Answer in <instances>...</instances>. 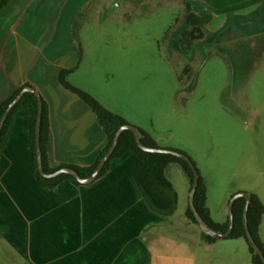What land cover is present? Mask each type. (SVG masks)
I'll use <instances>...</instances> for the list:
<instances>
[{
	"label": "crops",
	"instance_id": "0c3cea01",
	"mask_svg": "<svg viewBox=\"0 0 264 264\" xmlns=\"http://www.w3.org/2000/svg\"><path fill=\"white\" fill-rule=\"evenodd\" d=\"M15 1L0 10V103L28 83L47 104L49 167L90 166L106 144L105 134L92 110L58 81L61 70L73 69L67 81L91 93L73 33L81 8H52L53 0H34L27 8L31 0H18V7L7 9ZM188 1L211 15L264 6V0ZM15 14L25 18L14 23ZM23 119V111L14 112L0 150V264H252L244 239L206 241L185 217L184 195L174 189V213L152 211L133 179L131 151L112 160L108 171L90 184L66 179L51 189L40 186L30 171ZM205 188L211 219L221 225L227 221L222 208L238 191L228 192L213 214ZM188 192L189 187L186 201ZM255 195L264 206V198ZM259 237L264 244V215Z\"/></svg>",
	"mask_w": 264,
	"mask_h": 264
},
{
	"label": "rangeland",
	"instance_id": "374dc122",
	"mask_svg": "<svg viewBox=\"0 0 264 264\" xmlns=\"http://www.w3.org/2000/svg\"><path fill=\"white\" fill-rule=\"evenodd\" d=\"M58 2L51 7L81 8L73 33L89 94L158 148L189 157L213 214L230 191L264 198V6L211 15L188 0ZM187 5L203 21L200 35L189 34ZM166 174L187 208L186 174L175 164Z\"/></svg>",
	"mask_w": 264,
	"mask_h": 264
},
{
	"label": "trees",
	"instance_id": "16d2710c",
	"mask_svg": "<svg viewBox=\"0 0 264 264\" xmlns=\"http://www.w3.org/2000/svg\"><path fill=\"white\" fill-rule=\"evenodd\" d=\"M9 2L10 0H0V10L3 9ZM186 7L188 11V16L186 21L187 24L192 26L191 30H189V34H191L192 32L193 33L198 32L200 35L199 27L203 25V21L200 17L194 15L195 13L192 11L189 5H187ZM72 71L73 69L61 70L58 74V81L64 89L76 95L85 105H87L92 110L99 126L101 127V129L105 134L106 144L103 147V149L100 151L98 156L96 157L94 163L91 164L90 166L78 167V166L64 165L56 168L49 167L48 156H47V143L49 136L48 108L46 102L41 97L42 105H41V122H40V131H39L41 163H42V169L46 173H52L61 168H71L75 170L81 178H87L92 174L97 163L109 148L117 129L120 126L128 123L120 115L115 114L110 110H108L107 108H105L89 93L71 85L67 81V76ZM26 86H30V85L28 83H24L23 85L16 88L15 91L9 97H7L4 101L0 103V117L2 116L8 104ZM17 110L23 111L24 114L23 126L25 130H27L29 135L28 142L31 151L30 171L35 177L37 183L42 187L51 189L61 181L70 179V180H74L77 185H81L72 176L68 174H61L55 178H44L39 174L37 170L36 157H35V134H34L35 121L37 115V101L35 96L30 92H25L22 95L20 100L14 105V107L10 110L8 116L6 117L0 133V150L3 144V140L7 128L12 120L14 112ZM137 130L139 132L140 141L143 145L154 148L158 147L156 145L154 138L149 133H147L146 131L140 128H137ZM129 151L135 154L133 179L138 189L140 190L143 198L148 204L149 208L152 211L162 216L172 215L176 209V194L173 191L170 181L167 179L165 175V170L167 166L171 164L178 165L182 169V171L186 174L190 187L192 183V172L190 168L182 159L178 157L172 155H166V154H159V153H147L142 151L136 145L133 134L128 130H125L120 134L118 143L113 153L111 154L107 162L104 164L97 178L102 177L108 171L109 165L112 160L121 157L122 155H124L126 152ZM249 196H250V200L247 209V225L254 242L257 244V246L259 247V249L261 250L264 256V244L262 243L259 237V227L264 215V206L255 194L249 193ZM193 203L197 213L201 216V218L212 230L217 232H224L226 230L227 221L220 225L213 222V220L211 219L209 209L206 206V188L200 175L198 179V185L194 193ZM243 207H244L243 198H238L234 201L232 206L233 228L228 238L229 239L242 238L247 243L242 225ZM185 217L190 222L197 225V222L195 221L188 207L185 210ZM201 233L204 236L205 240L208 242H213L216 240L215 238L210 237L204 234L203 232ZM247 246L249 253L251 254L252 264H262L259 257H257L253 253L248 243Z\"/></svg>",
	"mask_w": 264,
	"mask_h": 264
},
{
	"label": "water",
	"instance_id": "95a60500",
	"mask_svg": "<svg viewBox=\"0 0 264 264\" xmlns=\"http://www.w3.org/2000/svg\"><path fill=\"white\" fill-rule=\"evenodd\" d=\"M25 92L32 93L35 96L36 101H37V115H36L35 128H34L35 157H36L37 170L42 177H44V178H55L61 174H68V175L72 176L81 185L90 184L95 179H97L99 172L101 171V169L103 168V166L107 162V160L110 158L111 154L113 153V151H114V149L118 143V139H119L120 134L123 131L128 130L133 134L136 145L142 151L147 152V153H159V154L172 155V156H175V157L182 159L188 165V167L190 168V170L192 172V183H191V186H190V189L188 192V208H189L190 212L192 213L195 221L197 222L199 229L204 234H206L210 237H213L215 239L228 238V236L232 232V228H233V215H232L233 203L236 199L243 198L244 199V207H243V211H242V225H243L244 235H245L247 243L251 247L253 253L257 257H259L261 263L264 264V256H263L261 250L259 249V247L257 246V244L254 242V240H253V238L249 232L248 225H247V209H248V204H249V200H250L249 193L239 192V193L234 194L228 202L227 228H226V230L224 232H217V231L212 230L205 223V221L201 218V216L197 213V211L194 207L193 198H194V193H195L196 187L198 185L199 174H198V171L195 168L194 164L190 160V158L187 157L185 154L180 153V152L175 151V150L162 149V148H158V147H155V148L154 147H147V146L143 145L140 141L139 132H138L137 128L130 125V124L122 125L117 129L109 148L107 149L105 154L102 156V158L99 160L94 171L92 172V174L89 177L81 178L78 175V173L71 168H61V169H58L52 173L44 172L42 169L41 151H40V145H39V131H40V122H41V105H42V102H41V96L36 89H34L30 86L24 87L18 93V95L8 104V106L6 107V109L3 112L2 116L0 117V133L2 130L3 124L5 122V119L8 116L10 110L20 100V98L22 97V95Z\"/></svg>",
	"mask_w": 264,
	"mask_h": 264
}]
</instances>
